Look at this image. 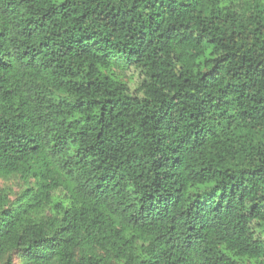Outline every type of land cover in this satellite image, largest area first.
Wrapping results in <instances>:
<instances>
[{
	"label": "trees",
	"instance_id": "1",
	"mask_svg": "<svg viewBox=\"0 0 264 264\" xmlns=\"http://www.w3.org/2000/svg\"><path fill=\"white\" fill-rule=\"evenodd\" d=\"M14 177L0 264H264V0H0Z\"/></svg>",
	"mask_w": 264,
	"mask_h": 264
},
{
	"label": "rangeland",
	"instance_id": "2",
	"mask_svg": "<svg viewBox=\"0 0 264 264\" xmlns=\"http://www.w3.org/2000/svg\"><path fill=\"white\" fill-rule=\"evenodd\" d=\"M128 80V79H126ZM134 88L136 85L133 86ZM24 182L17 177H14L10 180H0V195L4 190H10L12 194H10V200L14 202L19 194H21L25 190ZM14 263L20 264V258L18 255L14 256Z\"/></svg>",
	"mask_w": 264,
	"mask_h": 264
}]
</instances>
